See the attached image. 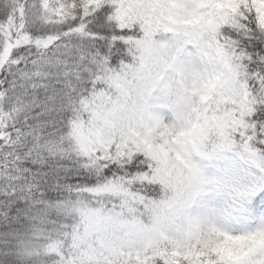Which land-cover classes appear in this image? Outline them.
<instances>
[{"label":"snow or ice","instance_id":"6c2138e0","mask_svg":"<svg viewBox=\"0 0 264 264\" xmlns=\"http://www.w3.org/2000/svg\"><path fill=\"white\" fill-rule=\"evenodd\" d=\"M0 264H264V0H0Z\"/></svg>","mask_w":264,"mask_h":264}]
</instances>
